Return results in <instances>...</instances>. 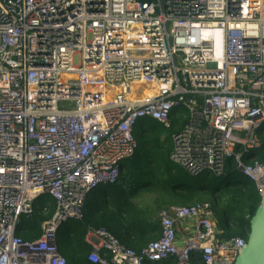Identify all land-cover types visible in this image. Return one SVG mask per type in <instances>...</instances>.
I'll list each match as a JSON object with an SVG mask.
<instances>
[{
	"label": "built area",
	"instance_id": "built-area-1",
	"mask_svg": "<svg viewBox=\"0 0 264 264\" xmlns=\"http://www.w3.org/2000/svg\"><path fill=\"white\" fill-rule=\"evenodd\" d=\"M181 110L182 113L177 112ZM170 160L193 176L232 161L264 193V0H0V264H67L58 228L87 196L118 181L142 119L171 128ZM247 159V162L244 161ZM55 212L35 240L16 235L33 202ZM159 237L139 251L87 230L88 261L234 264L244 237L222 240L208 202L158 211ZM191 223L177 244L176 224Z\"/></svg>",
	"mask_w": 264,
	"mask_h": 264
},
{
	"label": "trees",
	"instance_id": "trees-1",
	"mask_svg": "<svg viewBox=\"0 0 264 264\" xmlns=\"http://www.w3.org/2000/svg\"><path fill=\"white\" fill-rule=\"evenodd\" d=\"M136 1L146 3L154 0ZM177 116L179 115L171 114V127L176 124L181 130L187 119L179 125ZM165 130L169 129L156 121L140 120L133 130L137 150L132 158L123 162L117 183L96 190L87 197L81 221H68L58 228L55 242L67 264H94L88 261L91 247L85 241L89 228L106 229L126 248L134 249L128 243L130 237L140 244L153 241L151 236L160 234V224L158 218L155 219V214L169 202L162 199L157 206L145 205L146 203L138 205L136 200L143 196L144 191L151 189L163 192L174 203H183L185 206L208 202L215 215L217 228L224 233L222 240L245 236L260 203V195L255 185L238 173L232 161L227 162L222 176L208 173L191 175L170 160L172 137L162 142L161 137ZM260 138L261 149L253 152L252 156L264 161V128ZM163 145L166 146L167 159L160 156ZM136 161L139 162L135 163ZM244 161L247 162V159L244 158ZM54 212L53 199L45 194L39 196L33 202L32 215L20 218L16 235L29 241L39 238L42 223L50 220ZM100 257L107 260L106 264H111L109 253L101 251ZM192 261L201 264L200 256L196 253L193 254ZM144 264L176 263L173 259H168Z\"/></svg>",
	"mask_w": 264,
	"mask_h": 264
},
{
	"label": "water",
	"instance_id": "water-1",
	"mask_svg": "<svg viewBox=\"0 0 264 264\" xmlns=\"http://www.w3.org/2000/svg\"><path fill=\"white\" fill-rule=\"evenodd\" d=\"M234 264H264V193L250 220L246 245L237 255Z\"/></svg>",
	"mask_w": 264,
	"mask_h": 264
},
{
	"label": "rangeland",
	"instance_id": "rangeland-1",
	"mask_svg": "<svg viewBox=\"0 0 264 264\" xmlns=\"http://www.w3.org/2000/svg\"><path fill=\"white\" fill-rule=\"evenodd\" d=\"M177 112H180L182 113L181 110H177ZM178 119H179V122H183V118L180 117V116H177ZM175 124V123H174ZM180 130V127L178 125H172L171 129L169 130H165L162 134V137H161V141H165V140H168L169 138H171L175 133H177L178 131ZM164 146V149H162L160 151V156L162 159H167L168 158V153L166 152V146ZM140 161V160H139ZM139 161H136L135 163L139 162ZM135 168H138V165H135ZM143 196H140L137 200H136V203H140V205L142 203H146L145 205L149 204L150 206H152L154 204V206H157L156 204H160L162 202V199L163 200H166L167 202H169V204H166L164 207L162 208H168V207H171L172 205H184L185 204H177V203H174L170 197H168L166 194H163V192H160V191H155L154 189H151V190H146L142 193ZM153 203V204H152ZM144 205V204H142ZM186 205H189V204H186ZM161 208V209H162ZM160 210V209H159Z\"/></svg>",
	"mask_w": 264,
	"mask_h": 264
},
{
	"label": "crops",
	"instance_id": "crops-1",
	"mask_svg": "<svg viewBox=\"0 0 264 264\" xmlns=\"http://www.w3.org/2000/svg\"><path fill=\"white\" fill-rule=\"evenodd\" d=\"M176 114V113H175ZM186 118H183V120H185ZM177 123H179V125L182 124V122H179V119L177 117ZM172 150V149H171ZM154 206V205H152ZM161 209V208H160ZM158 211L159 209L157 210V213L155 214V219L157 220V214H158ZM191 228H192V225L190 222L188 221H183V222H179L176 224V229H177V244L181 243L183 239L187 238L190 233H191ZM160 233V231H159ZM160 234H157V235H152L151 237L154 238V240H156L158 237H159ZM134 239L130 237L129 239V245L132 246L134 249H141L143 248L144 246H146L147 242H145L144 244H140L139 242L137 241H133ZM153 240V241H154ZM150 241V240H149ZM149 243V242H148ZM133 249V250H134ZM136 251V250H135Z\"/></svg>",
	"mask_w": 264,
	"mask_h": 264
},
{
	"label": "clouds",
	"instance_id": "clouds-1",
	"mask_svg": "<svg viewBox=\"0 0 264 264\" xmlns=\"http://www.w3.org/2000/svg\"><path fill=\"white\" fill-rule=\"evenodd\" d=\"M101 188H103V187H99V188L96 189V190H99V189H101ZM96 190H94V191H96ZM94 191H93V192H94ZM93 192H91L89 195H91ZM89 195H88V196H89ZM88 196H87V197H88ZM260 196H261V195H260ZM172 206H176V205H172ZM179 206H180V205H179ZM86 234H87V233H86ZM85 241H86V236H85ZM86 243H87V242H86Z\"/></svg>",
	"mask_w": 264,
	"mask_h": 264
}]
</instances>
